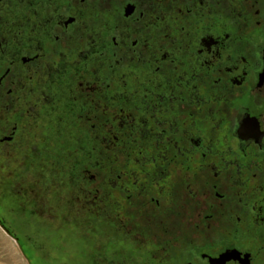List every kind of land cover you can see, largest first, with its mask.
I'll return each instance as SVG.
<instances>
[{"label": "flooded vegetation", "instance_id": "obj_1", "mask_svg": "<svg viewBox=\"0 0 264 264\" xmlns=\"http://www.w3.org/2000/svg\"><path fill=\"white\" fill-rule=\"evenodd\" d=\"M56 4L0 0V93L38 96L0 127V185L52 170L64 201L132 232L95 260L0 219L27 263L264 264V64L247 43H264V0Z\"/></svg>", "mask_w": 264, "mask_h": 264}, {"label": "rangeland", "instance_id": "obj_2", "mask_svg": "<svg viewBox=\"0 0 264 264\" xmlns=\"http://www.w3.org/2000/svg\"><path fill=\"white\" fill-rule=\"evenodd\" d=\"M49 171L53 175V171ZM89 171L96 177L98 171L95 168ZM48 172L39 170L32 177L31 171L22 170L20 180L11 181L7 186L0 185V219L17 235L20 234V229H41L54 231L56 236L60 234V238L54 241L63 244L70 256L75 250L79 252V249L85 246L88 258L97 260L100 248H104V255L111 257L110 253L119 246L118 243L129 239L132 229H113L114 216L111 213L97 212L93 205L83 209L74 199L64 201L63 192L51 186V175ZM105 177L107 176H104L103 180ZM32 179L38 182L37 185L31 184ZM87 186L91 190L100 188L102 184H93L92 180L88 179ZM103 187L110 189L111 186L103 184ZM59 196H62L63 201L59 200ZM108 211H112L111 204ZM137 233L142 237L144 229ZM171 234L167 236L172 237ZM117 236L119 240L116 239ZM109 237L112 239L109 240ZM188 238L197 242L199 247L211 242L208 229L203 228L189 231Z\"/></svg>", "mask_w": 264, "mask_h": 264}, {"label": "snow or ice", "instance_id": "obj_3", "mask_svg": "<svg viewBox=\"0 0 264 264\" xmlns=\"http://www.w3.org/2000/svg\"><path fill=\"white\" fill-rule=\"evenodd\" d=\"M51 3H53L54 6L58 7L56 4V0H50ZM93 6L95 5V0H92ZM105 3L110 2V0H104ZM264 23V21H262ZM249 47L251 48V52L249 55L253 57V59L256 61V66L259 67L260 65L264 64V43L261 41H253L252 39H249L247 41ZM28 79H33L32 77H28ZM2 83V82H0ZM37 85L33 84L32 87L25 90L24 94L20 96H15V98H11V96L6 95L4 93H0V127H3L4 125L12 124V120L9 119L11 116L12 119H15L16 115H19L22 111L23 105L21 104V101L24 103H34V101L29 100V96H34L38 99L37 93H36ZM11 92V90H9ZM14 95V94H13ZM17 104L21 105V108L18 109L16 107ZM175 111V109H173ZM23 119V117H21ZM13 127L16 128L17 131H20V122L17 121L16 124L13 125ZM26 127V126H25ZM23 142V135L21 136V143ZM17 147H20V143L17 144ZM4 157L0 156V163L3 162ZM10 166V165H8ZM241 204H243V199H241ZM109 240L112 239L111 237L108 238ZM117 240L120 238L117 236ZM151 241L148 239L144 240H136L134 243L136 247L139 248H146L147 245ZM129 241L127 239H124L122 241V244H128ZM99 252H104V248L98 249ZM165 252H167V249H164ZM153 259H158V256H153ZM169 259L171 257H168Z\"/></svg>", "mask_w": 264, "mask_h": 264}, {"label": "bare ground", "instance_id": "obj_4", "mask_svg": "<svg viewBox=\"0 0 264 264\" xmlns=\"http://www.w3.org/2000/svg\"><path fill=\"white\" fill-rule=\"evenodd\" d=\"M0 264H28L20 251V243L9 238L1 227Z\"/></svg>", "mask_w": 264, "mask_h": 264}]
</instances>
